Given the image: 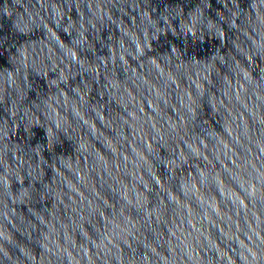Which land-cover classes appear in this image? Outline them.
<instances>
[{
    "label": "water",
    "instance_id": "obj_1",
    "mask_svg": "<svg viewBox=\"0 0 264 264\" xmlns=\"http://www.w3.org/2000/svg\"><path fill=\"white\" fill-rule=\"evenodd\" d=\"M0 264H264V0H0Z\"/></svg>",
    "mask_w": 264,
    "mask_h": 264
}]
</instances>
